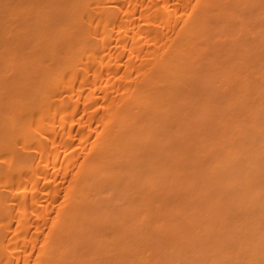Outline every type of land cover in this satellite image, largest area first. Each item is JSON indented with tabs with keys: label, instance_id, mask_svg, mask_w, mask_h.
I'll list each match as a JSON object with an SVG mask.
<instances>
[{
	"label": "bare ground",
	"instance_id": "6f19581e",
	"mask_svg": "<svg viewBox=\"0 0 264 264\" xmlns=\"http://www.w3.org/2000/svg\"><path fill=\"white\" fill-rule=\"evenodd\" d=\"M0 264H264V0H0Z\"/></svg>",
	"mask_w": 264,
	"mask_h": 264
}]
</instances>
